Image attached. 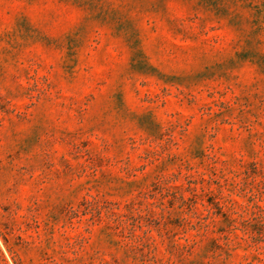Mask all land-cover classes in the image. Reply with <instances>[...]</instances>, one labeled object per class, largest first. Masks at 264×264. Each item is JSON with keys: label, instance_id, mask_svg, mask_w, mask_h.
<instances>
[{"label": "rangeland", "instance_id": "1", "mask_svg": "<svg viewBox=\"0 0 264 264\" xmlns=\"http://www.w3.org/2000/svg\"><path fill=\"white\" fill-rule=\"evenodd\" d=\"M0 264H264V0H0Z\"/></svg>", "mask_w": 264, "mask_h": 264}]
</instances>
